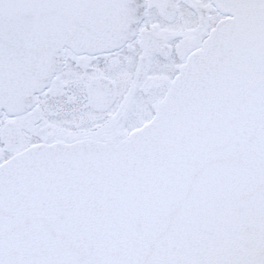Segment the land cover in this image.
<instances>
[{"label":"snow or ice","instance_id":"6c2138e0","mask_svg":"<svg viewBox=\"0 0 264 264\" xmlns=\"http://www.w3.org/2000/svg\"><path fill=\"white\" fill-rule=\"evenodd\" d=\"M0 264H264V0H0Z\"/></svg>","mask_w":264,"mask_h":264}]
</instances>
